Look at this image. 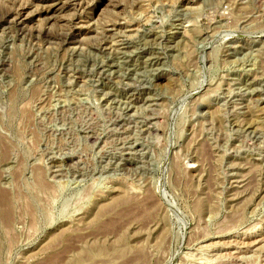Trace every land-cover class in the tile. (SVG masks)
<instances>
[{"label": "rangeland", "instance_id": "1", "mask_svg": "<svg viewBox=\"0 0 264 264\" xmlns=\"http://www.w3.org/2000/svg\"><path fill=\"white\" fill-rule=\"evenodd\" d=\"M0 264H264V0H0Z\"/></svg>", "mask_w": 264, "mask_h": 264}, {"label": "bare ground", "instance_id": "2", "mask_svg": "<svg viewBox=\"0 0 264 264\" xmlns=\"http://www.w3.org/2000/svg\"><path fill=\"white\" fill-rule=\"evenodd\" d=\"M21 17V16H20ZM25 20H26V18H25ZM48 191V190H47ZM29 208V207H28ZM9 213V212H8ZM9 215V214H8ZM133 262V261H132Z\"/></svg>", "mask_w": 264, "mask_h": 264}]
</instances>
